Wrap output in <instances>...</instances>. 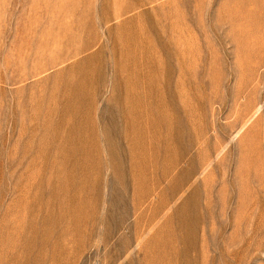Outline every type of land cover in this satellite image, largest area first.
Segmentation results:
<instances>
[{"label":"rangeland","instance_id":"1","mask_svg":"<svg viewBox=\"0 0 264 264\" xmlns=\"http://www.w3.org/2000/svg\"><path fill=\"white\" fill-rule=\"evenodd\" d=\"M0 264H264V0H0Z\"/></svg>","mask_w":264,"mask_h":264}]
</instances>
